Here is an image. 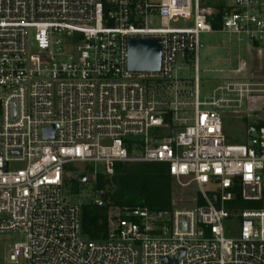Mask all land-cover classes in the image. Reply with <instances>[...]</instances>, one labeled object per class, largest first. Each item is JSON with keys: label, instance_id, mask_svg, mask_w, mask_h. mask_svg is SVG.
<instances>
[{"label": "built area", "instance_id": "1", "mask_svg": "<svg viewBox=\"0 0 264 264\" xmlns=\"http://www.w3.org/2000/svg\"><path fill=\"white\" fill-rule=\"evenodd\" d=\"M205 1L0 0V234L26 236L5 264H264V125L250 124L242 145L224 134L226 112L238 115L260 86L227 80L200 100V36L214 33L216 14ZM229 6L220 32L264 47V0ZM134 39L160 41L159 72L129 70ZM180 55L195 71L187 121L177 86L168 108L156 96L177 83ZM162 129L170 141L160 140ZM12 163L26 168L11 171ZM139 163L167 164L174 184L195 185L198 196L170 211L115 209L106 239H87L81 206L64 197L67 167H91L94 180L98 166L113 176L117 164ZM239 195L263 207L230 206Z\"/></svg>", "mask_w": 264, "mask_h": 264}, {"label": "rangeland", "instance_id": "2", "mask_svg": "<svg viewBox=\"0 0 264 264\" xmlns=\"http://www.w3.org/2000/svg\"><path fill=\"white\" fill-rule=\"evenodd\" d=\"M156 1V0H154ZM230 3V2H229ZM173 28H192L193 21L188 23L179 22L176 25H172ZM150 28H159L160 22L158 19H152L149 23ZM64 40V38H63ZM200 42L202 49L199 53V68H200V100L205 101L212 97L214 91L221 85L228 83L227 80L239 79L246 80L252 79L254 84H259V91L256 94L250 95L249 101L244 99V102L240 109H237L238 115H232L230 112H226L224 119V134L227 139V143L230 145H242L246 142V131L250 124H263L264 125V75L257 76L255 78H246L239 71L241 65L246 63L249 66L254 62L255 55H252V51H256L253 43L249 42L245 37L239 42L237 36H229L222 32H214L213 34H203L200 36ZM173 78L176 81H172L170 90H164L156 92L157 100L163 108L170 107L173 99L176 98V86L178 87V101L181 104L178 107L179 115L184 120L192 118L191 104L193 98L191 97L194 91V63L188 59L178 56L176 67L174 69ZM255 89V88H253ZM256 90V89H255ZM261 91V92H260ZM235 98V97H232ZM160 140L170 141L168 131L162 129L160 133ZM78 169H74V166L67 167V171L70 173L65 178L69 182L75 179L77 172L84 171L86 165H77ZM26 168L25 163H12L10 165L11 171H17ZM98 173L103 172V167L98 166ZM92 173L88 174L85 183L80 186L78 194L71 191L72 183H68V187L64 189V197L69 204L82 206L87 203H93V200L98 198V194L94 191V180L91 177ZM183 182H187L184 180ZM209 196H212L214 189L210 186L204 187ZM199 194V189L195 185H191L187 188H181L174 184L173 187V202L179 207L188 206L187 201H192ZM185 203V204H181ZM115 213L111 212L110 217L113 218ZM227 226V225H225ZM227 233V237L234 238L237 236V232ZM26 236L21 233L16 234H0V264H5L8 259L9 252L16 244L24 243Z\"/></svg>", "mask_w": 264, "mask_h": 264}, {"label": "trees", "instance_id": "3", "mask_svg": "<svg viewBox=\"0 0 264 264\" xmlns=\"http://www.w3.org/2000/svg\"><path fill=\"white\" fill-rule=\"evenodd\" d=\"M229 2L230 0L204 2V6L216 10V14L210 19L214 32L221 31L224 17L232 11ZM254 47L259 48V45L254 44ZM172 118L173 113L169 112L165 116L166 123L172 125ZM83 172L88 175L93 171L91 167H86ZM68 183L73 184L70 190L78 194L82 184L78 181V175L71 182L65 178V187H68ZM173 187L174 180L170 175L169 166L162 163L117 164L113 176H107L103 172L97 173L94 191L102 193L105 205L98 207L94 203H87L81 206L84 236L95 242L106 239L110 214L115 209L147 208L151 212L170 211ZM230 206L239 209H261L263 204L243 202L239 195Z\"/></svg>", "mask_w": 264, "mask_h": 264}, {"label": "water", "instance_id": "4", "mask_svg": "<svg viewBox=\"0 0 264 264\" xmlns=\"http://www.w3.org/2000/svg\"><path fill=\"white\" fill-rule=\"evenodd\" d=\"M128 68L136 73H157L161 68V44L156 39H134L128 42ZM177 130H173L172 140L175 141ZM44 138H54V130L44 131ZM86 174L78 175V181L85 183ZM183 254V252H182ZM176 264H182L181 259Z\"/></svg>", "mask_w": 264, "mask_h": 264}, {"label": "crops", "instance_id": "5", "mask_svg": "<svg viewBox=\"0 0 264 264\" xmlns=\"http://www.w3.org/2000/svg\"><path fill=\"white\" fill-rule=\"evenodd\" d=\"M251 54L255 55L253 59L255 63H251L249 66H247L246 63H243L239 72H243L242 75L246 78H255L264 75V47L256 48V51H252ZM235 74H238V71L235 72Z\"/></svg>", "mask_w": 264, "mask_h": 264}]
</instances>
